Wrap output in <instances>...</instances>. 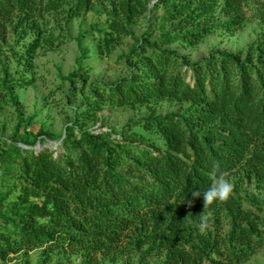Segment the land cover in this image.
Segmentation results:
<instances>
[{
	"label": "trees",
	"instance_id": "obj_1",
	"mask_svg": "<svg viewBox=\"0 0 264 264\" xmlns=\"http://www.w3.org/2000/svg\"><path fill=\"white\" fill-rule=\"evenodd\" d=\"M150 1L107 0L112 21L98 45L101 57L145 14L161 10L162 30L157 38H134L121 56L125 78L81 94L86 110L65 127L59 155L36 152L26 139L18 144L0 138L1 260L42 248L47 257L58 249L80 255L78 264H101L98 255L113 260L124 249L142 257L160 254L163 264H238L263 244L254 213L261 204L242 195L240 183L211 203L191 192L203 193L216 176L231 174L264 189V34L244 58L215 51L188 63L161 47L194 46L216 30L242 27L246 0ZM93 2L74 0L70 11L79 16ZM61 3L0 0V23L15 14L22 25ZM218 6L225 19L212 21ZM38 46V39L27 46L24 63L31 64ZM163 99L189 104L181 113L129 122L118 133L78 128L82 118L94 119L107 105L134 108ZM221 216L229 229L217 238L207 225ZM217 254L225 262L214 259Z\"/></svg>",
	"mask_w": 264,
	"mask_h": 264
},
{
	"label": "rangeland",
	"instance_id": "obj_2",
	"mask_svg": "<svg viewBox=\"0 0 264 264\" xmlns=\"http://www.w3.org/2000/svg\"><path fill=\"white\" fill-rule=\"evenodd\" d=\"M156 0H151L154 3ZM74 0H62L61 6L52 11H42L31 22L18 25L13 14L0 23V138L14 140L18 144L24 139L33 144L36 152L47 149L56 157L62 151L61 140L65 127L73 121L74 114L86 110L81 94L90 92L97 84H110L128 75L126 61L121 56L134 44V38L146 34L157 38L162 30V11L141 16L128 25L131 34H126L107 56L101 57L98 45L109 31L112 21L107 0H94L89 12L73 16L70 8ZM244 17L242 27L233 31L216 30L194 46L179 43L162 46L173 50L188 63L206 58L211 52L221 51L239 54L244 58L247 50L256 47L264 34V0H246L241 8ZM225 17L218 6L210 20L222 21ZM123 24V23H121ZM24 34L23 36H21ZM38 39L39 46L31 59L24 63L21 55L27 46ZM80 41L78 46L77 40ZM87 57H81L80 49ZM30 69H28V67ZM74 73L73 78H68ZM30 80L26 86L17 82ZM13 96L15 100H11ZM189 103L174 100H154L144 105L114 107L107 105L96 113L94 119L82 118L78 128L93 132L112 131L118 133L126 124L141 118L183 112ZM82 126V127H81ZM141 132L140 127H134ZM0 154V160H2ZM0 169V174H1ZM233 186L240 183L242 195L254 197L261 204L258 216L264 238V189L256 187L252 180H242L231 174L225 177ZM13 195L9 197V200ZM245 208L249 206L244 204ZM219 222H209L207 231L222 238L229 229L228 220L221 216ZM101 264H163V256L154 254L142 257L121 249L114 259L98 255ZM214 259L221 260L220 254ZM80 255H66L55 249L47 257L42 248L10 254L0 264H78ZM238 264H264V242L248 260Z\"/></svg>",
	"mask_w": 264,
	"mask_h": 264
},
{
	"label": "clouds",
	"instance_id": "obj_3",
	"mask_svg": "<svg viewBox=\"0 0 264 264\" xmlns=\"http://www.w3.org/2000/svg\"><path fill=\"white\" fill-rule=\"evenodd\" d=\"M218 165H214L217 168ZM215 175V172L213 173ZM232 189V184L225 179L222 175L216 176L209 187L201 193L199 189L191 192L192 197H203L204 203H211L213 200H224L228 197ZM191 203V201H189ZM204 224H200V228L203 229Z\"/></svg>",
	"mask_w": 264,
	"mask_h": 264
}]
</instances>
